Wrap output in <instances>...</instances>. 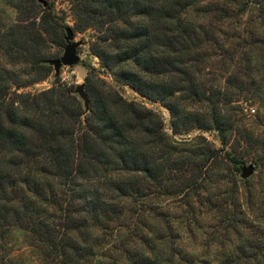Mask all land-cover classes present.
Listing matches in <instances>:
<instances>
[{"label": "trees", "instance_id": "trees-1", "mask_svg": "<svg viewBox=\"0 0 264 264\" xmlns=\"http://www.w3.org/2000/svg\"><path fill=\"white\" fill-rule=\"evenodd\" d=\"M47 1L5 0L16 15L0 25V264H16L13 230L49 250L46 264H95L116 242L125 260L160 264L146 254L153 220L166 232L155 239L170 249L197 211L210 217L208 238L216 243L246 229L234 178L241 161L227 145L247 146L235 118L244 107L264 106V27L232 33L230 23H245L257 8L264 20V0H66L73 31H93L91 50L102 66L166 108L171 134L160 113L101 78H85L88 111L64 84L24 90L53 71L44 45L60 43L62 31L65 44L67 25ZM192 130L215 131L221 146L202 134L175 137ZM184 215L186 230L174 220ZM124 232L135 243L119 240ZM223 256L224 264L252 263L243 249Z\"/></svg>", "mask_w": 264, "mask_h": 264}, {"label": "rangeland", "instance_id": "rangeland-1", "mask_svg": "<svg viewBox=\"0 0 264 264\" xmlns=\"http://www.w3.org/2000/svg\"><path fill=\"white\" fill-rule=\"evenodd\" d=\"M49 1L51 2L52 0ZM260 9L261 8L253 9L251 12L245 14L241 18L245 23L240 24L241 22L233 20L230 23V32L233 33L234 29L238 28V26L249 27L250 29L260 27V29H262L264 27V20H261L256 16L258 13L257 11H260ZM51 10L55 12L58 18L67 26L72 27L74 25V19L66 0H53L51 3ZM15 15V10L7 5L5 0H0V25L7 24L13 20ZM92 34L93 31L90 29L83 32H74V40L81 41V45L77 48L80 60L76 65L62 66L56 77L53 75L54 71H51L46 78L25 87L24 90L38 92L58 83L74 89L78 84L85 85V78L88 75L93 81L97 80V78H101L106 82L113 84L125 98L141 102L145 106L160 113L165 130L171 134L170 114L168 110L159 102H154L141 96L128 85L117 83L113 79L112 74L102 66L100 59L92 52ZM50 35L54 40H59L60 38L59 34L57 36L54 33H50ZM60 35L62 39L60 43L57 44L50 42L44 45L43 49H41L40 52L43 53L46 58H57L62 55L64 44L63 31ZM249 41L252 42L251 39ZM35 43H38V40H36ZM235 119L237 120L235 125H238L237 129H239L236 134H244L242 128H245L249 134V136L245 135V137L248 138L249 143L244 149L242 147L237 148V144L234 140L233 143L230 142L227 145V149L231 151V153L239 155L241 164H253L255 169L252 176L247 179L246 184L240 182L238 171H236L235 176L233 175L234 178L238 179L240 191L241 194H243L241 196H244L243 202L248 217L247 228L239 229L236 233L230 232L221 238L220 243H216V241L212 240L214 238H212L211 235H209L210 238H208V233L212 232V230H208V227L212 222L210 217L207 218L197 211L192 214L191 218H194L195 220H193L188 227L189 231H186L187 233H181L179 235L180 237L174 243L175 247L170 249L168 246H171V242L165 243L161 240L155 239L159 234L166 232H161L163 228L161 225L159 228L157 221L153 220L152 225H154L155 228L151 235L152 243L149 245L150 250L146 249L147 256L151 257L150 261L153 262L155 260L157 263V260L153 259L155 257L160 261V264H168V262L165 263V257L169 255L170 251H175L176 253H174L172 264H224V254L243 249L246 251V254L252 256L251 260H249V262H252L251 264H264V106L259 107L253 104L244 107V113L237 115ZM197 134L205 136L209 142L214 144V146H221L217 133L213 130H192L188 134L175 135V137L180 139L181 137L192 138ZM216 191L217 190H215V192ZM167 201L169 206H165V209L167 212L172 213L175 205L174 203L169 202V200ZM187 216L188 215H184L176 219L174 218L176 223H181L184 230H186L184 226L188 221V219H186ZM118 239L123 241L130 240L135 243L134 237L126 235V232H124L122 236H119ZM9 242L12 248L13 259L16 261V264H46L48 262L45 258V254L48 256L49 250L45 249V247L41 250L38 247L35 248L32 245H28L29 238L27 239L26 235L21 231L13 230L10 234ZM139 246L140 245L131 249L133 252L134 250H140ZM122 248L123 246L122 244H119V242H116L110 248H104V250L99 251L95 257V261H97L95 264H111V257L119 258L121 264H134L133 262L131 263L124 259L122 254L125 252H123Z\"/></svg>", "mask_w": 264, "mask_h": 264}, {"label": "water", "instance_id": "water-1", "mask_svg": "<svg viewBox=\"0 0 264 264\" xmlns=\"http://www.w3.org/2000/svg\"><path fill=\"white\" fill-rule=\"evenodd\" d=\"M37 3L41 4L42 7H46L48 5L47 0H36ZM64 41L65 44L63 46V53L61 56L57 58H50L47 60V64L52 66L54 71V77L59 74V70L62 66H73L76 65L80 57L77 52V48L81 45V41L74 40V31L72 27L66 26L64 28ZM74 92L82 99L85 111L89 109V98L86 94L85 87L83 84H78L74 88ZM254 165L253 164H241L239 166V176L241 179H248L254 173Z\"/></svg>", "mask_w": 264, "mask_h": 264}]
</instances>
